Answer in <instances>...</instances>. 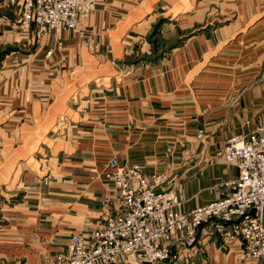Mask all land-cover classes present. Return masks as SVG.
I'll use <instances>...</instances> for the list:
<instances>
[{
	"label": "crops",
	"instance_id": "obj_1",
	"mask_svg": "<svg viewBox=\"0 0 264 264\" xmlns=\"http://www.w3.org/2000/svg\"><path fill=\"white\" fill-rule=\"evenodd\" d=\"M165 17L161 35L178 46L127 62L152 53L146 38ZM87 30L94 45L65 31L52 54L38 34L23 67L0 70V264L51 260L73 235L89 238L116 211L112 158L177 175L191 210L231 192L227 141L264 130V0H106ZM197 235L177 264H255L213 222Z\"/></svg>",
	"mask_w": 264,
	"mask_h": 264
},
{
	"label": "built area",
	"instance_id": "obj_2",
	"mask_svg": "<svg viewBox=\"0 0 264 264\" xmlns=\"http://www.w3.org/2000/svg\"><path fill=\"white\" fill-rule=\"evenodd\" d=\"M104 1L8 0L20 7L22 26L35 25L54 43L65 31L84 34L89 17ZM221 155L239 171L238 178L227 184L232 191L191 210L185 208L187 191L177 178L166 174L149 178L139 165L110 162L104 177L117 194L115 213L89 238L73 235L68 255L38 264H177L183 259L177 245L195 248L198 227L211 217L225 244L240 245V260L264 263V130L231 138Z\"/></svg>",
	"mask_w": 264,
	"mask_h": 264
},
{
	"label": "rangeland",
	"instance_id": "obj_3",
	"mask_svg": "<svg viewBox=\"0 0 264 264\" xmlns=\"http://www.w3.org/2000/svg\"><path fill=\"white\" fill-rule=\"evenodd\" d=\"M18 10H19V6L18 5H13L10 2H8V0H0V70L3 69V68H5V69L10 68V69H13V70H17V69L23 67L24 58H27V56L29 54H31V53H35V52L39 51L40 38L38 37V34H40V32L38 31L37 28L34 29V26H30V27L22 26L21 25V18H20V15L18 13L19 12ZM90 17H89V19H90ZM169 20L170 19L167 18V17L161 18V20L158 21V23L154 27L151 35H149V37L146 38L147 40H150V44L151 43L153 44V46L151 47V52L152 53L151 54H146L144 57L137 56V59H135V57H133V58L129 59V61H127V62L132 63V64H138V62H141V61L155 62L159 58L161 59L163 57H166L168 52H170L173 48L177 47L178 44L177 45L171 44V42H169L168 39L165 38L166 36L162 37V35H161L162 27L166 23H168ZM84 29H85L84 34H81V32H78V31H75V30H73L71 32L76 34V36L82 42L86 43L87 45H89V46L94 45L96 39H95L94 35L87 30V24L84 26ZM196 34H197V32H193V33L191 32L188 35H186L185 37L181 38V41L184 38L192 37V36H194ZM86 36H88L89 39L91 37V40L90 41L87 40ZM156 40L159 41L158 44L154 43V42H156ZM56 41H58V42L63 44L61 38H60V40H56ZM58 42H55V43L52 42L54 44V46L52 48L53 51H54L55 48H58L60 50H64L65 49L64 46L62 48H59L61 46L59 45ZM169 44H171V46H169ZM199 136H201V132L199 133ZM239 136H243V135H239ZM234 137H236V136H234ZM112 161H115L117 164L122 165V164H120L118 162V159L115 158V157L110 160V162H112ZM227 165H229V164L227 163ZM141 168H142V166H141ZM142 171H143V169H142ZM143 173H144V171H143ZM158 174H165V173L161 172V173H158ZM158 174H154V175H158ZM154 175H152V176H154ZM152 176H150V177L148 176V177L151 178ZM170 176H173L175 178L178 177L177 175H174V174L170 175ZM160 187L161 186H158L157 191H162L160 189ZM231 191H232V189H231ZM106 203H108V202H106ZM215 220H216L215 217H211V218H207L205 220V222H207V221L213 222V226L215 228V223H216ZM205 222H203V223H205ZM197 232H198V229L196 231L197 244H198ZM78 234H80V233H78ZM220 241L223 244V246L227 247V248H233L234 246L237 245L236 246L237 254L239 255V251H240L241 247H240V245L238 243H235L233 245H227V244H225V242L222 241V239H220ZM197 244H196L195 247H197ZM177 246L180 247V248H183L182 244H179ZM59 255H62V254H59ZM59 255H57V256H59ZM57 256H55L54 258H56ZM247 262H253V261L250 260V261H247ZM254 263L255 264H264V263L259 262V261L258 262H254Z\"/></svg>",
	"mask_w": 264,
	"mask_h": 264
},
{
	"label": "water",
	"instance_id": "obj_4",
	"mask_svg": "<svg viewBox=\"0 0 264 264\" xmlns=\"http://www.w3.org/2000/svg\"><path fill=\"white\" fill-rule=\"evenodd\" d=\"M262 224L264 226V207H263V212H262Z\"/></svg>",
	"mask_w": 264,
	"mask_h": 264
}]
</instances>
